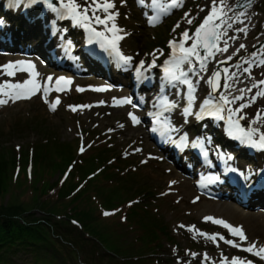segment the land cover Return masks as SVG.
<instances>
[{
	"label": "rangeland",
	"instance_id": "rangeland-1",
	"mask_svg": "<svg viewBox=\"0 0 264 264\" xmlns=\"http://www.w3.org/2000/svg\"><path fill=\"white\" fill-rule=\"evenodd\" d=\"M228 1L233 12L249 14L251 25H254L252 34L249 32L247 35L251 38L245 42L248 46L244 48L246 54L241 57L239 68L242 71L248 68L249 71L244 72L252 74L256 78L254 83L258 84L261 81L260 78L258 79L261 66H258L255 60L260 54L264 56V0H256L245 9L237 8L240 0ZM55 2L57 7L58 0ZM80 2L83 3V0ZM114 3L116 7L112 11L119 13L116 23L124 30V33L128 34L121 33L124 38L118 41L117 48L119 54L132 59L128 68L112 69L109 72L108 69L99 67V62L82 57L79 52V43L83 28H72L69 18H59L57 13L49 9L38 8L40 11H37L38 9L33 10V8L30 9L33 10L32 12L29 10L30 12L24 13L22 3L18 4L15 0L14 4L10 5L7 0H0V21H2L0 23V66L9 62L25 61V65L19 66L20 68H26L27 63L30 62L38 73L33 77L31 70L13 68L16 77L0 74V83L35 79L39 84L48 87L46 95L41 90L30 99H18L17 102L9 100L7 104L0 105V153L4 152L6 155L1 160L3 166L0 167L2 168L0 179L4 182L3 187H7L4 201L9 197H16L18 201L24 202L32 197H42L48 202L66 206L67 209L70 208L71 203L75 205V208L99 219L96 227L103 232L104 238H119L122 242L123 240L132 242L135 248L142 245L136 242L140 241L144 235L142 225L150 228V224H146L143 217L148 219L152 216L159 226L164 228V232L158 226L160 232L156 234L159 239H153L150 244H147L148 253H145L143 258L145 260H141L140 264H189L190 262L212 264L208 261L198 263L199 255L204 257L205 254L209 256L210 253L216 257L221 254L228 256L235 253L236 256L231 254L230 261L233 257H239L245 262L251 261L252 264H264L259 256L244 251L243 245L232 247L226 243V240L231 239L223 235L220 230H212L217 223L199 220L196 216L190 219L182 217L181 209L177 210L173 199L166 198L162 192L163 188L158 182L162 175L148 155H141V145L137 138L130 137L132 133H125L129 137L124 136L118 130L123 125L122 116L114 117V110L109 113L106 108L100 111L94 110V103L90 102L88 96V89L92 85L100 84L102 87L112 89L111 85L100 79L111 73L114 76L110 79L113 83L123 84L120 90H126L127 87V91L120 95L121 99L135 97L139 92L138 87L132 82L129 83L127 74L120 71L126 70L128 74L132 72L131 78L133 77L134 80L136 68L141 61L144 62L142 69L152 64L153 60H155V67H158L159 62L172 54L169 41L179 43L181 34L186 29L191 36L203 17L207 15L211 0H185L182 7L172 9L168 14H161L159 22L154 25L149 23L150 15L146 14L147 5L151 2L148 4L144 0V4L141 5L137 3V0H126L122 4L121 0H114ZM201 8L205 10L200 11ZM186 12L189 13V18H194L191 25L184 18ZM97 14L101 17L104 15L102 12ZM154 15L157 13L151 12V16ZM177 23L180 24L178 28L175 27ZM93 27L99 31L104 30L103 25L93 24ZM238 29L239 27L233 28L232 33H237ZM105 34L110 37V33ZM190 45L191 40H188L185 47ZM57 50L60 52L57 53ZM50 51L55 52L60 58L58 60L51 58ZM231 69V65L219 63L213 70V72L219 70L215 80L216 89L213 90L212 85L208 83L212 72L207 76L205 86L208 93L204 92L202 96L208 97L211 92L224 95L223 88L227 84L224 75ZM60 76L67 77L71 83L65 91L55 92L53 84ZM49 77L51 80L48 79ZM263 87L260 86V88ZM77 88L83 91H77ZM247 89L244 91L247 93L243 95L253 96L260 90L252 88V91H247ZM172 93L178 94L176 89ZM0 98L7 99V97ZM57 100L59 103H56ZM175 102L176 105L182 106L178 100ZM53 104L55 110L51 108ZM196 104L198 105V101ZM85 105L90 106L89 111L84 107ZM73 107L76 111L72 110ZM238 107L236 104L231 108ZM132 108L134 111L141 110L136 105ZM258 111H260L258 107L249 110L245 114L250 115L247 118L244 116L246 119L240 122L243 125L251 124V116L256 117ZM105 113L106 117H104ZM243 113L242 111L237 113V117ZM174 115L179 121L176 127L178 132H181L184 127L194 136L207 132L211 134V137L213 136L214 142L220 134L224 135L221 128L215 125L207 127L195 124L191 118L181 115L179 110L174 112ZM98 118L102 120L99 121ZM130 121L132 123L131 119ZM255 124L259 132L264 133V119H260ZM144 137L143 143H146L150 149L149 154L157 152L162 155L151 138H147L146 135ZM189 153L190 151L181 157H172L167 150L171 160L176 159L180 164L195 169ZM233 155L238 161L249 166L257 163L246 156H237V152ZM258 159L262 161L264 157ZM216 164L223 165L219 161ZM225 165L227 166L228 163ZM194 177L195 175L189 176L193 181L196 180ZM198 196L205 195L198 193ZM57 198L64 199L58 201ZM105 212L109 215H104ZM247 212L250 213V211ZM253 212L264 213V211L257 212L256 208ZM39 215L37 212L36 216ZM210 217L225 221L221 218L222 216ZM180 225L185 227H179ZM231 225L237 226L234 222ZM190 227H194L197 231H189ZM200 232L209 236L218 234L216 239L220 240L221 245H217L216 240L213 242L199 235ZM227 233L231 235L228 229ZM220 236H223L224 240H221ZM260 246H264V242H258L257 248ZM97 251L102 253L104 249L100 246ZM29 257L28 254H22L11 257V261L21 263L23 259L28 263ZM104 262L97 264H108ZM73 263L76 262L72 260Z\"/></svg>",
	"mask_w": 264,
	"mask_h": 264
},
{
	"label": "bare ground",
	"instance_id": "bare-ground-1",
	"mask_svg": "<svg viewBox=\"0 0 264 264\" xmlns=\"http://www.w3.org/2000/svg\"><path fill=\"white\" fill-rule=\"evenodd\" d=\"M151 0H145V3H150ZM171 0H160V4H168ZM227 8L225 9L227 12V15L225 16V23L221 25V28L218 29L221 32V39L217 41V46L219 48L225 47V41H227V52H216L215 49H213L214 55L207 56V59L205 61V69L200 70L199 63L193 58L192 61V67L195 69L194 72L188 71L189 65L185 63L183 66V71L187 73V79L191 76V73H193V77L190 78V81L192 82L194 86V92L192 95L194 96V100L191 104L190 112L193 111V107L195 104V101L200 98L206 92L205 86L207 85V76H209L213 70L217 67L219 63H227V65H231V70L228 71L224 75V78L227 80V84L229 87H224V95L228 97L229 100H232L236 96H240L243 94H246L247 92L241 93V89H247L251 88L254 82H256V78L252 74H246L244 71H242L239 68V63H241V57L246 54L245 49H240L239 55H233L231 60H228L227 57L229 55H232L234 52H236V49L239 48L240 44H244L245 47L248 45L245 44L246 41H249L251 37H247L248 33L254 30V25H251L250 15L245 14L244 16H240L239 19H236L237 12H233V10H229V1H225ZM208 4V2H207ZM148 10H146V14L151 16V12H156L157 15H161L162 13H159L158 6L156 8H149V5H147ZM175 9V8H173ZM172 10V9H171ZM244 11V10H243ZM149 16V17H150ZM231 25V27H229ZM241 26V27H240ZM235 27L246 28V32L238 31L237 33H232V29ZM252 34V33H251ZM108 36V35H106ZM232 37H235V39H232ZM246 38V39H245ZM118 43V42H117ZM264 43V42H263ZM200 48H198V51ZM60 51L57 50V53ZM51 54V58L58 60L60 57L56 55L55 52H49ZM201 54V53H200ZM53 56V57H52ZM201 56H204L201 54ZM121 54L117 55H105L100 61L99 67H103L108 69L109 72L112 71V69H122V68H128L129 63H124V61L120 58ZM258 62V66H261L259 69V77L260 80H264V64H261L260 61L264 59V56L262 54L256 56ZM117 58V59H116ZM242 65V64H241ZM139 66V65H138ZM112 67V68H110ZM142 69V68H141ZM143 69H147L148 71L145 73L143 78L140 81H137L136 79L133 80L132 72L130 74L127 73L126 70H122L120 72L127 74L128 82H132L133 85L138 87L139 92L135 97H130L129 100L131 103H120L123 99L120 95L123 94V92L126 90H120V88L123 86V84L113 83L110 79H113V74L108 73L106 77H101V81L111 85L113 88H105L102 87L100 84L98 85H92L89 87V98L90 102L94 103L93 107L94 110L100 111L102 108H106L109 113L113 112V116H122V127L119 128L124 136H127L125 133H132L133 138H137L139 141V144L141 145L140 152L141 155L143 154L148 155L150 161L158 168V172L162 175L160 179H158V182L160 186L163 188L162 192L164 193L166 198L173 199V204L176 205V209H181V215L182 217L185 216L188 219L190 217L196 216L199 220H205V217L210 216H216L223 218L226 223L233 224L236 223L237 226L241 227L247 237V240L241 241L239 238L235 239L233 235H229L227 233V228L221 226V225H214L212 227V230H220L223 232V235H225L228 239H231L234 243L238 245H243L244 248L248 247L251 243L255 242L257 245L258 242H264V213H255L253 210L256 208L257 212L264 211V197L260 193H253L250 196H243L238 193L236 189L231 188L230 191H224L223 186H221V183H226V179L222 174V166L227 164L226 167H231V169H236L242 173L244 176L245 185L244 187H241L237 184L238 188L245 193V187H253L255 179L251 176L253 172L259 171L261 169H264V161H258L256 159V164L253 166H249L246 163H243L241 161H238L233 153L222 151L218 146H215L213 136L211 137V134H203V135H196L194 136L191 134L190 130H186L187 128L184 127V129L181 132H178L177 125L179 124L178 117H175L174 112H181V115L183 113V110L185 107H188V99H185L182 94H174L169 91L167 93L165 92V88L163 90L158 89V85L154 84L153 80V73L154 68L150 67V65H146ZM142 69V70H143ZM3 69L0 70V74H3ZM11 71L15 72L14 69H11ZM130 71V70H128ZM251 77H250V76ZM14 76V75H13ZM16 77V76H14ZM253 77V78H252ZM255 78V79H254ZM253 79V80H252ZM189 80V79H188ZM259 83V82H258ZM56 82L53 84V87L55 86ZM158 84V83H157ZM166 87H170V89L173 88H179L180 90L186 86H184V83H179L174 86L165 84ZM187 85V84H185ZM264 86V85H261ZM101 87V88H100ZM64 90L69 88V84L63 86ZM264 88V87H263ZM97 89H103V90H97ZM188 89V85H187ZM63 90V91H64ZM208 93V92H206ZM211 97H214L212 99L213 102L218 103L219 97L222 95L218 94L217 92H211L209 94ZM204 96H202L203 98ZM232 97V98H231ZM251 95H243V99L236 100L235 103L226 105V108H231L236 106H240L241 104H249L248 107L243 108L241 111L244 112L243 116L247 118L250 114H245L249 110L251 111L253 108L258 107L261 112V119H264V96H260L259 98H256L254 103H250L251 101ZM174 102H173V99ZM121 99L116 102V100ZM154 99V100H153ZM175 100H178L181 103H184L183 106L176 105ZM17 102V101H15ZM21 104V103H20ZM169 104H174L175 107H172L170 110L168 109ZM136 105L141 108L140 111H134L133 106ZM159 106H165L167 109L166 112L162 111L164 110L163 107L158 108ZM158 108V109H157ZM86 109L88 111L90 110V106L87 105ZM226 112V111H225ZM129 113H132L139 119L138 124H133L130 121ZM227 113V112H226ZM164 115L163 118H160L165 125H169L171 129H173V134L171 132L172 137L176 138H182L184 141L188 142V151H190L189 156L190 160L193 161L195 164H199L201 167L197 169H193L192 167L185 166L183 164H180L178 161L171 160L167 154V150L165 148H158L160 153L162 155H159L157 152L150 153V149H148L147 144L143 143L144 135H146L147 138H151L152 132L150 131L153 126L150 125L149 119L153 116L156 117L157 115ZM185 117H190V115L183 113ZM107 114L105 113L104 117H106ZM245 118V119H246ZM255 116H251L250 122L255 119ZM106 119V118H105ZM225 119H227V114L225 116ZM234 119H236L234 117ZM98 120H102L101 118H98ZM227 121V120H226ZM226 121H220L219 127L223 126V124ZM249 121V120H248ZM167 122V123H166ZM241 127L245 128L247 130L248 128H256L255 123H251L249 125H243L239 121ZM258 129V128H256ZM179 133V134H178ZM136 134L141 136H135ZM257 133L255 136L259 135ZM129 137V136H127ZM131 140V138H130ZM152 141V140H151ZM153 142V141H152ZM154 143V142H153ZM241 140L239 141V144H242ZM200 146L202 147L207 153L208 158L205 160H202L199 158L197 154H193L192 147L194 146ZM163 147V146H161ZM166 150V151H165ZM243 151V150H242ZM165 154V156H164ZM172 156V155H171ZM174 157V156H172ZM219 161L223 165L219 166L218 164L215 165V162ZM189 165V164H187ZM221 171H220V170ZM201 173H214L218 175L221 179V183L219 187L212 188L205 192V196H198L197 190L194 186L195 181L190 180L189 176L195 175V177L198 176V174ZM163 177V182H162ZM194 177V178H195ZM264 178V175L260 178V181H262ZM223 190V191H221ZM227 190V189H226ZM221 191V192H220ZM220 193H223L221 195ZM207 196V197H206ZM246 211V212H245ZM247 211H250L247 212ZM252 211V212H251ZM220 215V216H219ZM208 222H212L211 220H207ZM236 226V227H237ZM240 241V243H238ZM242 242V243H241ZM216 244L221 245L220 240L216 239ZM232 246V245H231ZM233 247V246H232ZM210 248V247H209ZM212 249V248H211ZM214 250V249H212ZM231 253V252H230ZM233 256H236L237 254L231 253ZM224 256L221 254L220 256H212L210 253L209 256H207V259H205V256L199 255L198 263L203 262H210L212 264H222V259L225 261V264H230V256ZM256 256V255H255ZM264 261V259H262ZM183 264V263H181ZM194 264V263H189Z\"/></svg>",
	"mask_w": 264,
	"mask_h": 264
},
{
	"label": "snow or ice",
	"instance_id": "snow-or-ice-1",
	"mask_svg": "<svg viewBox=\"0 0 264 264\" xmlns=\"http://www.w3.org/2000/svg\"><path fill=\"white\" fill-rule=\"evenodd\" d=\"M19 3L26 4H36L43 3L47 9L52 12L58 14L59 18H69L73 21V23L77 26L83 27L89 33V43L95 41H99L102 48H110L113 52H116L119 55V50L117 48V42L124 38V35H128L124 33L122 28H119L116 19L119 13L117 11H112L115 9L116 5L114 0H83V3L80 0H58L59 7L54 6L52 0H16ZM126 0H121V3H125ZM185 0H171L168 4H160V0H151V4L154 8L158 6L159 13L168 14L173 8H180L184 5ZM251 0H249V3ZM138 4L143 5L144 0H137ZM227 5L225 0H211L210 5L208 6L207 15L203 17V20L199 23V25L195 28V32L189 36V32L186 29L182 34V38L179 43L175 41H169V46L172 49V55L169 60H165L164 62V73L165 77L170 81H180L181 83L188 85V107L184 108L185 114H190L191 104L194 100V96L192 93L194 92V86L190 80L187 79V73L182 70V65L187 63L189 65L188 71L194 72L195 69L192 67L193 58L199 63L200 70L205 69V61L207 56L214 55L213 49L216 52H227V41H225V47L219 48L217 46V41L221 39V32L218 29L221 28V25L225 23V16L227 15L226 9ZM204 8H201L200 11H204ZM231 10V9H229ZM104 13L103 17L98 15L97 13ZM91 13V15H90ZM244 12H239L236 15V19L238 20L240 16H244ZM184 18L187 20L189 25L193 24L194 18H189V13L184 14ZM160 15H154L149 17V23L155 24L159 22ZM2 23V21H0ZM93 24L103 25V31H97ZM176 28L180 27V24L177 23ZM231 27V25H229ZM238 31L246 32V28L238 29ZM110 33L109 36H105V33ZM124 33V35H121ZM235 39V37H232ZM191 40V45L185 47V43ZM198 48H203L205 50L206 56H201ZM245 45L240 44L239 48L236 49L232 55L227 57L228 60L232 59L233 55H237L240 49H244ZM179 52V54H178ZM255 55V53H252ZM124 63H129L131 61V57H120ZM25 61H15L4 64L2 67L3 74L8 76H13L15 73L11 71V69L16 68L17 70L28 71L31 70V75L33 77L37 76L38 73L35 72V66L30 62L27 63L26 68H20L19 66L25 65ZM247 63V61H245ZM261 64H264V60L260 61ZM144 62L141 61L140 65L136 68L137 76H141V68L143 67ZM155 66V60H153V64L150 67ZM225 71H227L225 69ZM244 71H249L248 68H245ZM219 75L218 72H213L211 78L208 80V83L212 85L213 90L216 89L217 84L215 83V78ZM51 80V77L48 78ZM71 81L65 79L64 77H59L56 80L57 91H62L64 88L59 87L61 84L68 85ZM261 85H264V80L259 81L258 84H253L252 88H259L252 97L250 103H254L256 98L259 96H264V88H260ZM225 87H229V85H225ZM43 90V92H48L47 85L39 84L35 79L24 80L23 82H4L0 83V97H7V99L0 98V105H5L11 100L15 102L18 99H30L33 95H35L38 91ZM103 90V89H97ZM77 91H83V89L77 88ZM241 93L245 90L241 89ZM247 91H252V89H247ZM243 99V95L236 96L232 100H229L226 95H221L219 97V101L216 104H213L212 100L205 99L203 103L200 105V112L197 113V118H200L203 114L214 115L218 120H224L225 116L221 115L222 112H227V123L229 125L228 132L235 139H240L242 142L247 143L251 147H256L260 149H264V133H260L258 139H253L254 135L259 132V129L256 128H245L241 127L239 121L245 119L243 115H239L237 117V113L241 112L243 108L249 106V104H241L238 108H226V105L235 103L236 100ZM47 103V100L45 99ZM56 103H59L57 100ZM120 103H131V101L127 98L123 99ZM135 106V105H134ZM84 107H87L85 105ZM172 107H175L174 104H169L168 109L170 110ZM52 110H55V105H51ZM73 111H76V108H72ZM129 117L131 118L133 124H137L140 121L138 118L129 113ZM234 117H237L234 119ZM261 119V114L257 113L255 119L251 121V123H256ZM156 123L160 124L159 115L156 117ZM167 123V122H166ZM122 127V125H121ZM155 130V129H154ZM83 151V148H81ZM104 215H109V213L105 212ZM205 220H211L213 223H217L227 228L231 235L238 236L241 241L247 240V237L243 231V229L239 226L233 227L232 225L226 223L220 219H214L212 217H205ZM179 227H185L184 225H180ZM189 231L196 232L194 227H190ZM201 236H204L207 239H211L215 242L218 234H214L209 236L206 233H198ZM221 240H224L223 236L219 237ZM226 243L232 245L233 247H239L238 244L234 243L232 240H226ZM246 252H250L253 255L259 256L261 259H264V246H260L257 248L255 242L251 243L248 247L243 249ZM195 255V254H193ZM205 259H207V254H205ZM222 264H225V261L222 259ZM230 264H252L251 261L245 262L239 257L231 258Z\"/></svg>",
	"mask_w": 264,
	"mask_h": 264
},
{
	"label": "trees",
	"instance_id": "trees-1",
	"mask_svg": "<svg viewBox=\"0 0 264 264\" xmlns=\"http://www.w3.org/2000/svg\"><path fill=\"white\" fill-rule=\"evenodd\" d=\"M5 156L4 152L0 153V167ZM3 183L0 179V201L7 192ZM4 199L0 203V264H72V260L75 264L104 261L108 264H140L148 253L147 244L159 239L156 234L160 232L159 224L152 216L143 217L150 228L142 225L144 235L136 241L142 245L135 248L132 242L104 238L103 232L96 227L99 219L71 203L67 209L42 197H32L27 202L18 201L16 197ZM37 212L39 216H36ZM159 227L164 232V228ZM100 246L104 249L102 253L97 251ZM22 254H28L30 262L11 261V257Z\"/></svg>",
	"mask_w": 264,
	"mask_h": 264
},
{
	"label": "water",
	"instance_id": "water-1",
	"mask_svg": "<svg viewBox=\"0 0 264 264\" xmlns=\"http://www.w3.org/2000/svg\"><path fill=\"white\" fill-rule=\"evenodd\" d=\"M254 1H256V0H251V2L249 3V0H240L237 8L238 9H245L248 6H251L254 3Z\"/></svg>",
	"mask_w": 264,
	"mask_h": 264
}]
</instances>
